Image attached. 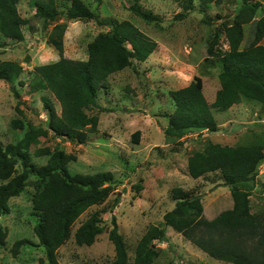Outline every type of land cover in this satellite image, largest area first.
Here are the masks:
<instances>
[{
    "label": "trees",
    "instance_id": "obj_1",
    "mask_svg": "<svg viewBox=\"0 0 264 264\" xmlns=\"http://www.w3.org/2000/svg\"><path fill=\"white\" fill-rule=\"evenodd\" d=\"M20 0H0V35L22 41L25 25L30 20L19 11ZM142 0H131L130 11L147 20L161 21V16L144 8ZM183 8L179 17H185L195 8L198 1L202 6L217 0H176ZM204 9V8H203ZM62 11L56 0L37 4L35 16L44 24L56 22ZM69 19L95 20L106 26L107 31L97 34L88 44V58L77 60L65 55L63 36L67 25L56 23L57 37L50 43L58 50L59 59L35 65L30 71L27 84L30 91H50L61 105L58 111L53 100L43 95L47 111L46 125L24 121L25 112L18 84L24 86L20 77L25 69L15 60L0 58V81L10 83L18 97L17 111L21 118H13L12 126L26 129V146L20 142L6 145L0 139V216L11 212L9 201L19 196L30 177L35 174L39 180L32 203L38 221L34 232L39 244L45 247L46 260L40 264H60L59 249L73 235L79 246H91L105 231L103 212L93 211L73 233V226L89 208L105 203L111 195L115 180L112 171L96 173H76L69 170V163L77 160V155L67 153L60 146L53 149L37 147L36 156H48L46 163L37 165L33 161L30 148L40 143L41 137L51 133L57 138L84 144L89 133L98 132L100 117L90 114L93 107L101 108L98 95L107 87L109 77L131 66L134 61H146L157 49L158 42L142 31L129 19H102L85 0H71L66 8ZM258 17V18H257ZM256 23L250 44L242 47L245 25ZM223 28L217 29L208 39L207 56L204 64L220 67V88L213 103L204 94V82L195 75L186 86L173 89L170 96L174 101V111L168 116L167 138H180L189 130L217 131L218 123L214 109L229 110L243 99L261 103L264 107V0H242L232 19H224ZM35 29L33 25H29ZM225 34L228 49L220 45ZM54 35V34H53ZM135 138L136 134L134 135ZM264 162V145L248 143L228 145L210 141L203 150H196L188 157V174L198 179L212 172H221L224 182L230 187L233 206L223 210L213 219L204 214L202 196L193 189L177 186L172 189L175 206L167 211L160 224H151L139 239L132 264H154L161 256L157 242H169L168 227L181 233L186 239L206 252L212 258L234 264H264V209L255 213L251 206V196L257 185L259 166ZM19 165L22 170L18 171ZM138 189L141 188L137 184ZM121 201L116 196L110 210ZM109 239L115 247V258L109 264H131L128 245L119 231L116 216H112ZM9 231L0 225V245L7 242ZM256 241L255 251H247L243 242ZM30 240L22 238L13 244L12 252L17 255L23 245ZM257 251V254H256Z\"/></svg>",
    "mask_w": 264,
    "mask_h": 264
},
{
    "label": "rangeland",
    "instance_id": "obj_2",
    "mask_svg": "<svg viewBox=\"0 0 264 264\" xmlns=\"http://www.w3.org/2000/svg\"><path fill=\"white\" fill-rule=\"evenodd\" d=\"M43 1L47 0L19 1L21 15L29 19V25L35 29L25 25L22 41L0 35V58L18 61L25 69L20 79L26 84L17 85L22 101L20 107L25 112L22 119L46 125L47 111L42 96H49L59 112L61 105L50 91H30L27 82L28 71L35 65L59 59L58 50L50 43L51 37H57L54 25H67L63 36L65 55L77 60L88 58L89 42L108 28L95 20L69 19L66 8L71 5V0H56L61 16L56 22L44 24L35 16L37 4ZM85 1L102 19L131 20L158 42L157 49L146 61L136 60L109 77L107 87L98 95L101 108L89 110L91 115L98 114L100 117L98 132L89 133L84 144L57 138L51 133L48 137H41L40 143L33 145L30 151L34 163L42 165L48 156H36L35 149L60 146L78 157L69 163L72 174L112 171L115 175L108 200L89 208L73 226L74 233L93 211L105 209L102 214L105 231L91 246L77 245L72 235L59 249L60 264H109L115 258V247L109 239L113 215L128 245L132 264L136 245L149 225L162 223L164 214L174 208V187L193 189L200 194L204 214L209 219L232 208L231 190L221 172L195 179L188 174V157L196 150H203L210 141L228 145L255 142L264 145V107L245 98L229 110H213L218 123L217 131L195 129L185 132L180 138L165 136L168 116L175 108L171 90L188 85L195 75H200L207 100L209 103L215 100L220 88V67L204 64L207 42L217 29L223 28L224 19H232L242 0H217L206 6L196 1L195 8L182 18L179 14L183 8L176 0H142L144 8L159 14L161 21H147L133 14L129 9L131 0ZM256 20L245 25L242 47L250 44ZM220 45L228 49L224 33ZM17 104L18 97L10 83L1 80L0 139L4 145L20 142L26 146L27 143L26 129L12 126L13 118H21ZM21 170L19 165L18 171ZM256 181L251 206L253 212L260 213L264 209V162L259 166ZM2 182L0 180V184ZM137 184L141 185L140 189ZM38 185L37 176L31 174L23 192L10 199L11 212L0 216V225L9 231L6 244L0 245V264H40L41 259L47 263L45 247L39 244L34 232L38 217L34 214L32 199ZM117 195L121 201L111 211ZM168 228L169 242H157L161 256L154 264H234L212 258L181 233ZM22 238L31 242L23 245L20 253L15 255L13 244ZM243 244L247 251L253 252L257 243L248 239Z\"/></svg>",
    "mask_w": 264,
    "mask_h": 264
},
{
    "label": "crops",
    "instance_id": "obj_3",
    "mask_svg": "<svg viewBox=\"0 0 264 264\" xmlns=\"http://www.w3.org/2000/svg\"><path fill=\"white\" fill-rule=\"evenodd\" d=\"M168 232H169V228H168Z\"/></svg>",
    "mask_w": 264,
    "mask_h": 264
}]
</instances>
